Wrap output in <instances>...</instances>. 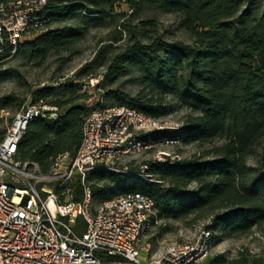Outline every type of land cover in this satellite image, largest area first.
I'll list each match as a JSON object with an SVG mask.
<instances>
[{
    "label": "trees",
    "instance_id": "1",
    "mask_svg": "<svg viewBox=\"0 0 264 264\" xmlns=\"http://www.w3.org/2000/svg\"><path fill=\"white\" fill-rule=\"evenodd\" d=\"M117 6L127 7L128 13L116 14ZM156 12L175 15L191 43L165 40L158 23L145 18ZM44 15L46 29L74 15L82 24L53 29L20 44L16 55L28 62L78 44L87 33L88 19L110 15L120 22L71 77L32 93L33 103L48 99L44 103L56 107L58 117L28 123L17 145L19 161L34 163L45 173L56 156H72L85 118L98 107H126L152 118L182 112L178 130L151 132L141 140L208 145L207 159L148 162L143 175L131 164L126 166L128 174L92 172L86 178L92 201L107 200L106 191L116 196L137 193L152 201L161 222L209 217L212 224L205 230L211 233V247L222 238L264 231V0H47ZM101 67L96 87L105 105L92 109L85 105L88 96L81 86L97 78ZM130 72L138 76L140 90L135 95L113 87ZM12 75L11 69L0 70V83ZM14 105L11 97L0 100V109ZM69 187L73 201L79 202L80 178ZM74 229L83 233L81 219ZM202 264H264V251H244L230 262L207 257Z\"/></svg>",
    "mask_w": 264,
    "mask_h": 264
},
{
    "label": "built area",
    "instance_id": "2",
    "mask_svg": "<svg viewBox=\"0 0 264 264\" xmlns=\"http://www.w3.org/2000/svg\"><path fill=\"white\" fill-rule=\"evenodd\" d=\"M47 0H0V68L18 51L21 38L45 30ZM90 79L81 91L95 88ZM56 107L38 101L23 104L0 131V264H198L211 249V233L203 230L190 243L166 245L160 256L143 260L142 240L161 223L150 199L137 193L107 199L91 208L86 178L95 171L128 174L121 161L155 146L141 137L178 130L180 124L152 118L120 106L98 107L85 118L82 138L71 156L51 160L42 173L34 163L16 158L17 145L33 119L54 121ZM80 178L82 197L73 201L70 184ZM20 191H26L25 202ZM81 219L84 231L74 223Z\"/></svg>",
    "mask_w": 264,
    "mask_h": 264
},
{
    "label": "rangeland",
    "instance_id": "3",
    "mask_svg": "<svg viewBox=\"0 0 264 264\" xmlns=\"http://www.w3.org/2000/svg\"><path fill=\"white\" fill-rule=\"evenodd\" d=\"M114 12L116 14L128 13V9L125 6H117L114 8ZM145 18L154 19L158 23L160 34L163 35L165 40H180L185 43H191L189 35L178 28V18L175 15L156 12L148 13ZM86 22L88 30L83 40L68 51L59 54H50L44 60L35 62H28L24 56L15 55L11 60L1 66L0 70L11 69L13 75L8 80L0 83V100L5 97H11L15 100L16 105L0 109V131L8 126L10 120L23 104L29 102L33 103L34 98L32 93L35 90L43 88V86L63 82L66 78L71 77L82 65L89 62L101 45V41L106 42L111 30H113L120 21L118 18H113L109 15L107 17H99L96 20L88 19ZM78 24H82L80 17L74 15L64 21L53 23L49 28L43 30L39 34L21 38L20 44L30 41L35 36L47 31ZM103 71L104 67L97 69V74L99 76L95 79L101 81ZM137 78L138 76L136 73L130 72L126 77L117 81L113 87H117L126 93L135 95L140 90ZM83 94L88 96L85 105L89 108L93 109L99 104L105 105V103L102 102V91L99 88H91L90 90H86ZM19 100H21V103L17 106ZM47 100L48 99H42V102L44 103ZM168 120L180 124L182 112L171 115ZM220 144L221 142L214 143V145ZM208 148V145L163 144L155 146L137 156L125 158L121 161L120 167L126 168L128 164H131L132 168L141 169L140 175H143L142 170L144 169L143 165L145 163L174 162L193 157L207 159L204 154ZM126 172L128 173L127 168ZM114 197H116V195L113 191H106V198L110 199ZM97 205V201L91 202L92 209ZM211 224L209 217L196 221L193 220V217H189L182 221L166 220L161 222L159 224L160 227H156L148 237L142 240L139 246L141 257L143 260H147L150 257L156 258L160 256L163 248L168 244L190 243L196 240L200 232L205 230L207 226H211ZM244 251H247L250 255H257L264 251V231L259 232L254 230L250 234L242 237L219 239L212 244L208 257L211 260H215L220 256L227 262H230ZM202 263L203 260L198 264Z\"/></svg>",
    "mask_w": 264,
    "mask_h": 264
},
{
    "label": "bare ground",
    "instance_id": "4",
    "mask_svg": "<svg viewBox=\"0 0 264 264\" xmlns=\"http://www.w3.org/2000/svg\"><path fill=\"white\" fill-rule=\"evenodd\" d=\"M20 193L22 194V198H14V200L16 201V202H25L26 200H27V198H28V194H27V192L26 191H20Z\"/></svg>",
    "mask_w": 264,
    "mask_h": 264
}]
</instances>
